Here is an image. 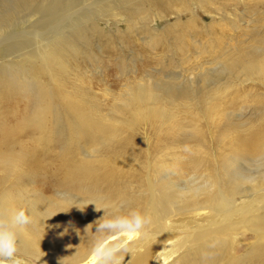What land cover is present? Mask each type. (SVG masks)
<instances>
[{
  "label": "bare ground",
  "instance_id": "1",
  "mask_svg": "<svg viewBox=\"0 0 264 264\" xmlns=\"http://www.w3.org/2000/svg\"><path fill=\"white\" fill-rule=\"evenodd\" d=\"M134 1L96 0L93 10ZM87 15L74 14L59 23L57 14L42 18L39 28L44 33L37 41L22 40L27 31L0 40V99L9 95L19 101L7 103L16 124L10 127L3 121L0 126V134L9 135V141L0 140V212L23 210L30 217L18 233L17 258L24 264H98L94 248L103 241L123 246L122 264H264L263 92L238 96L235 89L225 102L219 96L205 121L214 132L207 134L193 121L187 131L170 120L171 115L164 119L163 112L149 108L159 95L146 86L121 96L115 109L128 114L126 119L80 116L82 103L60 92L54 73H68L66 53L92 29L86 26ZM233 50L235 58L226 60L230 73L245 79L237 85L256 80L264 86V48L238 45ZM243 100L255 104L258 121L240 123L242 112H234ZM134 107L146 125L171 122L169 153L160 148L155 156H147L151 162L141 163L142 148L112 139L124 127L133 130L138 124L131 113ZM26 131L34 132L30 138L35 150L25 142L14 144L16 137L26 138ZM51 136L72 146H57L56 152ZM84 147L91 151L85 153ZM50 154L56 167L43 160ZM26 185L32 190L25 191ZM40 186L47 193L56 190V195L39 193ZM132 211L149 219L140 235L99 230L104 218ZM237 237H242L240 242ZM0 264L12 261L0 258Z\"/></svg>",
  "mask_w": 264,
  "mask_h": 264
},
{
  "label": "rangeland",
  "instance_id": "2",
  "mask_svg": "<svg viewBox=\"0 0 264 264\" xmlns=\"http://www.w3.org/2000/svg\"><path fill=\"white\" fill-rule=\"evenodd\" d=\"M204 4V0H136L130 5L97 11L93 10L96 0H0V36L6 33L0 40L8 38L10 33L27 31L29 36L22 40L37 41L44 33L39 28L42 18L57 14L55 23L68 22L74 14L86 12V26L92 29L88 30L86 40L75 39V47L66 53L63 63L68 73H54L60 92L65 90L64 96L82 103L78 115L113 114L126 119L128 114H119L115 109L121 96L129 89L146 86L155 88L159 95L158 102L149 108L163 112L164 119L171 115L170 120L187 127V131L192 128L188 122L193 121L207 134L214 132L205 121L209 119V111H215L219 96L225 102L235 95V89H239L238 96L249 92L264 94V86L256 80L237 85L245 79L230 73L226 61L235 58L237 53L233 48L238 45L264 48V0H209L208 5ZM32 77L36 75L29 76ZM45 81L43 84L54 90ZM15 99L9 95L0 99V126L3 121L10 127L16 124L7 105ZM248 100H243L245 104L241 102L242 108L238 105L234 112L242 114L239 119L242 124L259 119L255 104ZM14 103L19 105L18 99ZM131 113L138 118V124L133 130L124 127L112 139L129 140L137 149L142 148L141 163L151 162L153 158L146 161L147 156H155L160 148L169 153L171 122L162 127L153 122L155 125H146L137 107ZM146 115L150 117L151 113L147 111ZM32 133L28 132L26 138L16 137L14 144L25 142L26 148L35 150V141L30 138ZM4 139L9 141V135L4 138L1 132L0 140ZM48 139L53 140L51 146L56 152L57 146H72L53 136ZM84 151L91 150L84 147ZM50 157L53 156L46 155L43 160L56 167ZM145 170H142V179L147 174ZM3 173L0 168V176ZM36 189L49 197L57 192L47 193L41 186ZM24 190L29 192L32 187L26 185ZM241 238L235 241L240 242Z\"/></svg>",
  "mask_w": 264,
  "mask_h": 264
},
{
  "label": "clouds",
  "instance_id": "3",
  "mask_svg": "<svg viewBox=\"0 0 264 264\" xmlns=\"http://www.w3.org/2000/svg\"><path fill=\"white\" fill-rule=\"evenodd\" d=\"M29 223L30 217L23 210L9 214L0 212V258L11 260L12 264H24L23 260L17 258L18 233ZM148 223L149 219L146 216L138 211H132L127 216L104 218L99 230L140 235ZM122 247V245L108 246L103 241L98 242L94 248L98 264H122L123 257L119 255Z\"/></svg>",
  "mask_w": 264,
  "mask_h": 264
}]
</instances>
